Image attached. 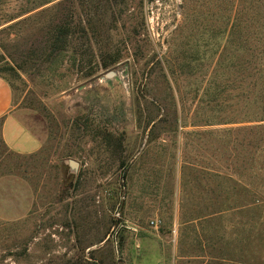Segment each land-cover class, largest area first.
<instances>
[{
    "label": "rangeland",
    "instance_id": "374dc122",
    "mask_svg": "<svg viewBox=\"0 0 264 264\" xmlns=\"http://www.w3.org/2000/svg\"><path fill=\"white\" fill-rule=\"evenodd\" d=\"M216 5L0 0V75L41 139L21 155L0 138V264H136L144 236L158 264H264L263 190L231 177L247 149L226 130L246 124L213 123L241 93L209 101Z\"/></svg>",
    "mask_w": 264,
    "mask_h": 264
},
{
    "label": "trees",
    "instance_id": "16d2710c",
    "mask_svg": "<svg viewBox=\"0 0 264 264\" xmlns=\"http://www.w3.org/2000/svg\"><path fill=\"white\" fill-rule=\"evenodd\" d=\"M216 1L220 19L225 25L224 31L219 30L214 37L220 38L223 43L216 41L214 44L215 50L212 54H217V57L212 71L213 77L209 82L211 92L206 90L205 93L206 95L209 93V101H216L222 99L226 90H230L232 94L241 91L240 94L230 95V99H233L232 96L235 99L229 105L230 112H234L232 116L243 114L240 121L229 117L213 123L246 124L243 127L226 130L230 137V147L233 146L234 150L238 146L247 149L244 155L246 158H242L240 166L231 169V177L240 182L242 196L247 189H262L263 198L259 201L264 202V0ZM56 32L55 39L61 40L67 29L61 28ZM121 56L122 51L117 48L116 56H107L109 60L105 59L102 67L117 63ZM220 78L226 79L227 88ZM241 129L244 136L239 139L233 131ZM234 161L237 162V159ZM255 163L258 165H254ZM257 177L255 182L254 179ZM241 201L240 206L245 207L246 199L242 198Z\"/></svg>",
    "mask_w": 264,
    "mask_h": 264
},
{
    "label": "crops",
    "instance_id": "0c3cea01",
    "mask_svg": "<svg viewBox=\"0 0 264 264\" xmlns=\"http://www.w3.org/2000/svg\"><path fill=\"white\" fill-rule=\"evenodd\" d=\"M12 90L8 82L0 75V138L4 146L17 154L29 155L37 152L41 148V139L21 122L16 114L12 111ZM9 213V216L1 214V218H21L27 210L19 209L16 205L11 210H3ZM158 239L152 236H144L138 238V243L151 244V252L145 250L141 256L137 254V263L140 264L141 259H144V264H158L161 259V251L158 246ZM154 245V246H153ZM156 245V246H155ZM146 249V248H145Z\"/></svg>",
    "mask_w": 264,
    "mask_h": 264
}]
</instances>
